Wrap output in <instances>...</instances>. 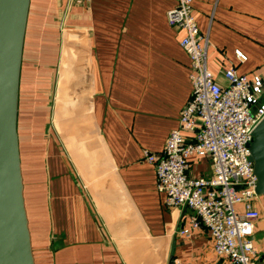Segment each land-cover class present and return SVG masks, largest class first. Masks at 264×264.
<instances>
[{
    "label": "crops",
    "instance_id": "0c3cea01",
    "mask_svg": "<svg viewBox=\"0 0 264 264\" xmlns=\"http://www.w3.org/2000/svg\"><path fill=\"white\" fill-rule=\"evenodd\" d=\"M173 5V0H30L19 100L23 67L58 66L59 78L61 52L68 50L50 120L54 75L46 92L45 80L32 82L34 100L42 101L34 115L42 107L46 119L38 144L43 155L30 157L27 165L17 124L35 264H168L171 254L174 264H230L214 252L205 227L190 236L178 233L193 211L164 205L154 165L144 156V150L161 151L191 90L181 33L166 19ZM192 5L216 80L225 84L223 69L232 66L264 77V0ZM190 172L209 175V161L196 158ZM254 245L256 264H264V217Z\"/></svg>",
    "mask_w": 264,
    "mask_h": 264
},
{
    "label": "built area",
    "instance_id": "2783aa9c",
    "mask_svg": "<svg viewBox=\"0 0 264 264\" xmlns=\"http://www.w3.org/2000/svg\"><path fill=\"white\" fill-rule=\"evenodd\" d=\"M173 1L166 19L181 33L178 44L189 58L191 90L161 151L144 150V156L154 165L164 205L193 211L178 233L190 236L203 226L218 256L230 264H256L254 232L264 200L255 192L247 143L264 116V77L232 66L222 72L227 82L219 83L208 67L209 43L197 24L193 0ZM196 158L209 161V175L190 172Z\"/></svg>",
    "mask_w": 264,
    "mask_h": 264
},
{
    "label": "water",
    "instance_id": "95a60500",
    "mask_svg": "<svg viewBox=\"0 0 264 264\" xmlns=\"http://www.w3.org/2000/svg\"><path fill=\"white\" fill-rule=\"evenodd\" d=\"M30 0H0V264H35L17 130L23 44ZM264 200V116L247 143ZM174 264L172 254L169 263Z\"/></svg>",
    "mask_w": 264,
    "mask_h": 264
},
{
    "label": "rangeland",
    "instance_id": "374dc122",
    "mask_svg": "<svg viewBox=\"0 0 264 264\" xmlns=\"http://www.w3.org/2000/svg\"><path fill=\"white\" fill-rule=\"evenodd\" d=\"M53 1L55 2L56 0H53ZM45 11L48 12V10L46 9V5H45ZM56 29H57V26H56ZM56 32H57V30H56ZM56 32H54L53 37H55ZM54 39H56V38H52L53 41H54ZM61 54H62V56H61V63H60L59 78H58L59 69L57 68L58 66L55 69H50L49 67L35 69V68L30 67L29 65H25L23 67V81H22V87H21V91H20V100H19V104H18L19 117L17 119V124H18L19 133L22 136V147H23V150H22L23 155L22 156H23V163L25 165L30 163L28 161V160H30V157L37 159L43 155V154L41 155L40 151L38 150V144L41 143V138L39 139V137L42 135L43 124H44V120L46 119V113H45V110L42 109V107H39L37 110L38 115H34V105L37 103L41 106L42 101H39V103H38L37 101L34 100V96L38 93L35 89V85H32V82L37 78H38V80H41V83H42V81L45 80L46 86L44 88V92H46L48 87H49V82H51V80L49 78L51 72L54 75L53 76L54 79L52 78V83H53L52 84L53 85L52 90H51L52 99H51L50 109H49V120H50L51 107H52V104L55 103V96H56V100H57V89L55 91L54 85L57 88V80L58 79H59V81L62 80V76L66 73L65 72L66 71L65 70V68H66L65 64L66 63H64L65 62L64 58L66 57V60H67L68 50L66 48H64L62 50ZM37 70H38V72H40L39 75H38V73L34 72ZM257 70H261V68H257ZM41 83L39 85H41ZM40 89L41 88L38 87L39 93H42L43 91L42 90L40 91ZM30 93H31V95L34 93L35 94L33 95L30 103H28L26 98H27V96L29 97ZM68 107H69V105H68ZM33 141H35L37 144L36 148H33V145H32V147H30V145H29L31 142H32V144H34ZM262 217H264V213L262 214L261 218Z\"/></svg>",
    "mask_w": 264,
    "mask_h": 264
},
{
    "label": "flooded vegetation",
    "instance_id": "af4514ba",
    "mask_svg": "<svg viewBox=\"0 0 264 264\" xmlns=\"http://www.w3.org/2000/svg\"><path fill=\"white\" fill-rule=\"evenodd\" d=\"M263 88H264V86H263Z\"/></svg>",
    "mask_w": 264,
    "mask_h": 264
}]
</instances>
